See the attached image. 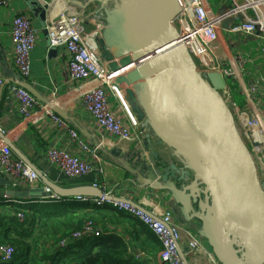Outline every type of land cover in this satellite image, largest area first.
<instances>
[{"label": "water", "instance_id": "obj_1", "mask_svg": "<svg viewBox=\"0 0 264 264\" xmlns=\"http://www.w3.org/2000/svg\"><path fill=\"white\" fill-rule=\"evenodd\" d=\"M24 1L42 26L49 57H55L58 48L50 47L45 28L47 7L38 0ZM118 2L105 13L108 26L98 40L102 58L112 71L136 62L128 72L131 75L122 74L114 84L135 120L149 128L146 148L152 146V134L159 144L173 150L178 161L169 162L155 154L156 165L148 164L142 154L137 155L138 162L120 158L121 149L112 150V154L141 187L170 195L178 221L186 227L196 223L198 236L207 240L221 264H264V181L238 131L230 103L220 92L225 87L223 78L216 73L204 76L188 48L175 44L179 33L174 18L181 10L178 0ZM160 48L165 49L160 55L140 63ZM0 58H5L1 40ZM17 84L43 100L30 84ZM55 112L69 117L61 108ZM0 136L45 183L42 190H0L1 199L93 196L129 203L148 213L136 202L105 195L93 185L63 187L53 182L1 130ZM0 181L10 186L7 178L0 177ZM180 254L189 264L183 251Z\"/></svg>", "mask_w": 264, "mask_h": 264}, {"label": "built area", "instance_id": "obj_2", "mask_svg": "<svg viewBox=\"0 0 264 264\" xmlns=\"http://www.w3.org/2000/svg\"><path fill=\"white\" fill-rule=\"evenodd\" d=\"M181 10L174 18L178 30V41L183 43L195 58L198 70L206 77L216 73L223 78L225 87L220 90L223 97L230 103L235 122L243 140L250 148L256 163L257 159L264 166V77L249 75L245 66L247 56L242 54L229 56L224 44V36L245 33L264 35V0H214L216 7L208 6L204 0H178ZM118 0H108L105 3L88 1L79 8L77 5L61 0L52 8L46 4V30L50 38V47L65 48L67 52L66 65L72 81L79 85V101L88 113L106 133L115 138V142L133 143L139 141L138 131L141 122L132 116L114 84L122 74L133 70L137 64L131 62L122 70L112 71L101 55L98 40L103 38L106 29V11L111 10ZM215 8V9H214ZM54 11V12H52ZM101 23V26L98 23ZM225 25L228 27L225 28ZM94 26L95 30L91 29ZM42 30V29H41ZM40 30V31H41ZM223 30L226 31L225 35ZM11 38L14 50V65L22 80L31 76V53L39 40V31L33 24V19L25 12H19L11 22ZM92 41V42H91ZM165 49H156L140 60L144 62L155 55H160ZM264 54V48H263ZM211 59L215 63H211ZM261 77V78H260ZM251 78V79H249ZM0 81V85H3ZM9 89L18 99V109L22 117L30 122L39 118H49L60 129L67 130L71 139H79L76 130L72 129L67 120L55 113L53 108L42 104L26 88L17 82L9 81ZM115 94L124 107L128 123L119 117L109 101L110 94ZM237 96L240 98L238 101ZM35 110L38 112L33 116ZM143 132L149 134V128L143 127ZM4 133V132H3ZM137 133V134H136ZM155 138L151 134V139ZM83 146V142L79 140ZM263 148V149H261ZM87 149V147H85ZM48 160L60 170L69 180L83 178L93 172L104 173L102 166L98 167L81 156L72 154L66 149L50 148L47 151ZM149 159V156H147ZM94 160L100 162V156L94 154ZM152 164V163H151ZM258 166V163H257ZM259 169V166H258ZM260 177L264 181L260 172ZM0 177L7 178L12 189H35L40 178L25 161L16 158L10 147L3 145L0 151ZM93 186L101 188L105 195L119 197L113 192H106L98 181ZM35 187V188H34ZM72 201H81L94 206L112 205L117 211L126 213L144 223L157 237L160 243L159 259L165 264H185L180 254L183 251L189 264H221L207 240L200 238L190 229L182 225L172 209L163 210L159 204L151 210L136 208L129 203L106 200L93 196H74ZM61 196L37 199L38 202L62 200ZM35 200V199H33ZM33 202L32 199H6L5 203L22 205ZM23 218L22 215H20ZM103 228L92 222L85 224L81 232L73 234L75 238L83 236H101ZM105 234H110L106 232ZM65 246L66 240L59 242ZM207 247L208 249H206ZM15 249L10 245H0V262L13 259ZM207 255V262H202V254Z\"/></svg>", "mask_w": 264, "mask_h": 264}, {"label": "crops", "instance_id": "obj_3", "mask_svg": "<svg viewBox=\"0 0 264 264\" xmlns=\"http://www.w3.org/2000/svg\"><path fill=\"white\" fill-rule=\"evenodd\" d=\"M38 1L52 8L53 4L56 2L59 4L61 0ZM88 1L90 0H75L74 3L80 8ZM205 2L208 6H211L214 0H205ZM22 11L32 17L33 24L39 31L38 43L31 53V76L26 81L22 80L15 68L11 38V22L15 15ZM41 29L42 26L38 18L32 13L24 0H0V40L5 50V58H0V81L2 80L4 83L0 85V130L47 178L63 187L92 185L95 181H98L105 187L106 192H113L117 196L127 198L149 210L155 204H159L163 210H173L170 204V195L167 192L141 187L136 182V177L129 174L121 164L120 159L112 154V150L121 149L120 158L131 162H138L137 155L142 154L143 158L147 159L148 164L155 162L157 165L155 154H159L161 159L169 162L178 161L173 155V150L159 144L157 138L151 139L152 146L148 144L149 149H147V134L142 130L144 124H141V130L138 131V134L136 133L139 136V141L132 144L116 143L115 138L102 130L80 105L78 100L80 88L70 78L66 65L67 52L65 48H58L57 55L53 58L49 57L50 49ZM223 33L225 34L226 31L223 30ZM257 34H229L223 42L229 56L236 57L239 54L247 56L245 66L249 72L248 76L253 74V76L264 77V54L262 51L264 48V35L260 34L258 36ZM9 81L13 83L24 81L30 84L43 99L40 100L36 97L40 103L50 106L54 112L55 108L67 111L69 117L64 119L68 121L72 129L77 131L79 139H71L67 130L60 129L49 118H39L34 122L24 119L18 109V99L9 89ZM236 99L240 101L238 96ZM109 101L116 114L128 123L126 111L117 96L111 94ZM123 102L125 103L124 99ZM262 107L264 110V99ZM37 113L35 110L33 116ZM79 140L83 142V146L79 144ZM4 144L6 143L0 136V151ZM50 148L66 149L72 154L79 155L84 160L92 162L95 167H98L99 164L103 167L104 173L98 174L94 170L83 178L71 181L65 178L64 174L49 162L47 151ZM12 153L16 158H19L13 150ZM94 154L100 156L101 163L94 160ZM147 156L152 157V160L148 159ZM44 187L45 183L40 179L36 188H34L42 190ZM7 188L11 187L0 181V190ZM5 201V198L0 199V215L7 216L10 204L5 203ZM102 207L107 208L106 205ZM95 211L94 209L88 210V212ZM109 211L104 209L100 213ZM110 213L116 216L114 217L115 221L106 219L105 224L103 223L106 226L104 230L107 228L111 234L123 237L128 244L129 255L132 258L141 264H165L159 259L160 243L158 239L157 241L152 239L149 230L140 227L139 219L123 212L120 215L123 217L112 210ZM186 228L198 236L196 224L192 223ZM207 259V255L202 254V262H207Z\"/></svg>", "mask_w": 264, "mask_h": 264}, {"label": "trees", "instance_id": "obj_4", "mask_svg": "<svg viewBox=\"0 0 264 264\" xmlns=\"http://www.w3.org/2000/svg\"><path fill=\"white\" fill-rule=\"evenodd\" d=\"M32 201L22 205L12 203L9 214L0 215V245H10L15 249L13 259L0 264H141L129 255L128 244L123 237L105 234L109 232L107 228L104 230L105 220L114 222L116 217L110 211L122 215L114 206L108 204L107 208H103L72 201L71 198L45 203ZM92 209L96 211L88 212ZM104 209L110 211L100 213ZM88 222L101 226L104 233L101 236H83L79 239L73 237ZM139 224L140 227L147 228L141 221ZM42 227L55 233L44 236L43 239ZM149 232L150 237L157 241L156 236L150 230ZM54 237L57 240L52 245H45L46 238L54 240ZM42 239L44 247L41 245ZM60 240H66L67 244L60 246Z\"/></svg>", "mask_w": 264, "mask_h": 264}, {"label": "rangeland", "instance_id": "obj_5", "mask_svg": "<svg viewBox=\"0 0 264 264\" xmlns=\"http://www.w3.org/2000/svg\"><path fill=\"white\" fill-rule=\"evenodd\" d=\"M74 1L75 0H73V2L72 3H74ZM91 1H93L94 3H95V1L94 0H91ZM208 1V0H207ZM210 1V0H209ZM97 2V1H96ZM204 2H205V0H204ZM75 4V3H74ZM218 5V3H215V4H213V6L212 7H216ZM215 9V8H214ZM98 23V22H97ZM98 25L99 26H101V23H98ZM91 29H93V30H95V27L94 26H92L91 27ZM225 35V34H224ZM226 36H224V38H225ZM226 40V39H225ZM211 63H215V61L213 60V59H211V61H210ZM117 64H121V62H117ZM129 73H130V71H129ZM128 72H127V74H129ZM124 74H126L125 72H124ZM126 74V75H127ZM129 75H131V74H129ZM126 87V84H124L123 85V87ZM112 94V93H111ZM110 94V95H111ZM78 100H79V98H78ZM119 100V99H118ZM121 102V101H120ZM122 104V103H121ZM129 110V109H128ZM142 124H143V122H142ZM262 157H264V152H262L261 154H260V158H262ZM257 163H258V166H259V169H260V172H261V174H262V176H263V179H264V166L262 165V163L257 159ZM196 224V223H195ZM196 227H197V224H196ZM44 231V232H43ZM41 232H43L42 233V238L44 239V236H46V237H48V236H50V235H52V233H55L53 230H47L46 228H41ZM39 233V232H38ZM43 239H42V241H43ZM45 240H47L46 241V244L45 245H51V244H53L54 243V241H56L57 240V237L55 238L54 237V240H52V239H50V238H46ZM49 240V241H48ZM61 241V240H60ZM59 243V242H58ZM41 245H43V247H44V241H43V243L41 244ZM42 247V248H43Z\"/></svg>", "mask_w": 264, "mask_h": 264}, {"label": "bare ground", "instance_id": "obj_6", "mask_svg": "<svg viewBox=\"0 0 264 264\" xmlns=\"http://www.w3.org/2000/svg\"><path fill=\"white\" fill-rule=\"evenodd\" d=\"M92 42V41H91ZM236 126H237V124H236ZM261 149H263V148H261ZM263 177V176H262Z\"/></svg>", "mask_w": 264, "mask_h": 264}]
</instances>
